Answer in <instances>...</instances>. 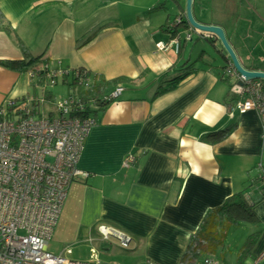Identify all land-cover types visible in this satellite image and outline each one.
I'll use <instances>...</instances> for the list:
<instances>
[{"label": "crops", "instance_id": "obj_1", "mask_svg": "<svg viewBox=\"0 0 264 264\" xmlns=\"http://www.w3.org/2000/svg\"><path fill=\"white\" fill-rule=\"evenodd\" d=\"M168 1L0 0V108L12 98L53 97L28 75L33 59L86 70L91 82L107 84L104 97L124 88L91 109L96 125L78 165L89 176L73 183L53 238L107 225L131 237L145 263L179 264L207 211L235 193L246 191L264 220L256 187L264 120L236 110L241 86L224 76L231 60L218 37L185 24L179 51L161 48L174 35L169 23L188 8V0ZM192 14L224 31L245 70L264 73V0H193ZM129 154L137 156L130 168L123 165Z\"/></svg>", "mask_w": 264, "mask_h": 264}, {"label": "built area", "instance_id": "obj_2", "mask_svg": "<svg viewBox=\"0 0 264 264\" xmlns=\"http://www.w3.org/2000/svg\"><path fill=\"white\" fill-rule=\"evenodd\" d=\"M181 23L182 17L169 23L176 35L169 43L160 44L163 50L176 46L179 51ZM191 39L188 35L185 40ZM56 63L40 61L27 71L28 75L38 79L45 89L57 86L60 80L64 84L74 82L84 91L95 85L86 70H60ZM225 75L235 76L242 83L236 110L255 111L264 120V80H249L232 64L226 67ZM123 91L119 86L103 101H116ZM97 105L96 100L86 103L70 94L60 101L48 95L12 98L0 108V264H101L94 250L89 261L68 258L71 249L56 256L49 250L68 192L77 179L89 176L78 165L85 140L96 125L91 109ZM136 163L137 156L129 154L123 165L130 168ZM263 178L261 175L259 179ZM99 229L104 241L115 233L124 248L132 243L131 237L117 230L105 226ZM253 260V264H264V250ZM202 262L218 264L210 257ZM145 264L154 262L148 260Z\"/></svg>", "mask_w": 264, "mask_h": 264}, {"label": "rangeland", "instance_id": "obj_3", "mask_svg": "<svg viewBox=\"0 0 264 264\" xmlns=\"http://www.w3.org/2000/svg\"><path fill=\"white\" fill-rule=\"evenodd\" d=\"M168 1V0H167ZM172 1V0H170ZM169 2V1H168ZM171 9V7L169 8ZM171 14L175 15V12L171 11ZM59 84L57 86H49L47 88V91L51 93L53 96L52 98L56 101L63 100L68 97V94L75 95L78 93L77 91L81 88L77 87L76 89L72 88L70 90L69 84H64L61 82H58ZM71 84V82H70ZM76 87V86H72ZM112 93H110L111 95ZM46 111L48 109L46 108ZM264 162V160H263ZM261 170V173L263 172L262 168L258 169L259 172ZM261 184V185H260ZM253 184L250 186V188H254ZM262 187V191L264 188L263 181L260 179V183L257 186ZM255 191L258 192L257 188H255ZM255 220L251 221H245L241 222L240 225L233 226L229 234L227 236V239L225 241V247L224 254L222 255L219 253L218 256H213L210 258L215 259L218 264H238V258L241 250L243 249L248 240L252 237L254 234L259 235V240L256 244V246H253L252 255L249 256L247 259H245V264H253L254 258L257 257L262 250L260 249V244L262 241V238L264 236V220L261 219V217L255 215ZM108 229H111V227L107 225H103ZM102 226L97 228V232L95 234H86L83 237H70L64 240L56 239L55 237L52 239L51 242H49V249L51 252H53L56 255L62 254L67 249L72 250V254L68 256V258L78 261H89L93 258V250L97 254V259L101 261V264H144L145 263V257L143 252L140 250H134L133 244L128 246L127 248H124L119 241H116L115 238L110 237V240L104 241L100 229ZM106 242V245L104 244ZM264 250V249H263ZM206 258V257H205ZM203 258L200 262V264H203L202 261H204Z\"/></svg>", "mask_w": 264, "mask_h": 264}, {"label": "trees", "instance_id": "obj_4", "mask_svg": "<svg viewBox=\"0 0 264 264\" xmlns=\"http://www.w3.org/2000/svg\"><path fill=\"white\" fill-rule=\"evenodd\" d=\"M182 17V16H181ZM189 25L186 17H182L181 25ZM172 34H176L174 30L169 29V25L166 28ZM40 61V60H39ZM37 59H33L27 65L29 67L35 66L38 62ZM23 68V63H15ZM27 67V66H26ZM226 69V68H225ZM224 69V72H225ZM29 70V68H28ZM82 70V69H80ZM180 78L173 80L176 83ZM65 84H68L65 82ZM76 84H69L70 90L72 88L76 89ZM107 84L97 85L95 83L94 87L89 91L78 90L77 96L81 97L87 102L91 100H96L100 108H105V105H108L111 101H103L104 92ZM71 94V92H70ZM68 94V95H70ZM75 94V93H74ZM161 93L159 92V95ZM88 115V114H86ZM229 133L228 131H222L218 134H211L210 137H216L219 139L224 138ZM264 177V175H263ZM264 183V178L261 179ZM248 193L246 191H241L235 193L231 197L227 198L224 204L218 208L211 209L207 211L208 213L204 217L202 223L200 224L199 229L189 237V241L179 264H200L203 258L218 256L219 253L224 254L225 241L229 234L230 229L235 225H240L241 222L255 220V212L253 211L255 205L257 204L252 202L249 199ZM264 199V189L262 191ZM259 234V233H258ZM254 234L248 240L247 244L242 247L238 258V264H245V259L252 255L253 246H256L259 235Z\"/></svg>", "mask_w": 264, "mask_h": 264}, {"label": "water", "instance_id": "obj_5", "mask_svg": "<svg viewBox=\"0 0 264 264\" xmlns=\"http://www.w3.org/2000/svg\"><path fill=\"white\" fill-rule=\"evenodd\" d=\"M192 2L193 0H188V8H187V14L186 16V20L188 21V23L192 26V28H194L196 31L204 33V34H211L214 35L216 37H218V39L220 40V42L223 45V48L225 49L224 51H226V53L228 54V56L230 57V64H232L234 66V68L236 69V71L239 73V75H242L244 77H246L247 79H251V80H264V73L262 72H254V71H248L245 70V68H243V66L241 65V63H239L238 57L235 54V52L233 51V49L231 48V46L229 45L225 33L224 31L220 28V27H215V26H204L199 24L194 17L192 16ZM239 86H242V83L239 82ZM113 238L116 239V241H118V236L117 234H112Z\"/></svg>", "mask_w": 264, "mask_h": 264}]
</instances>
